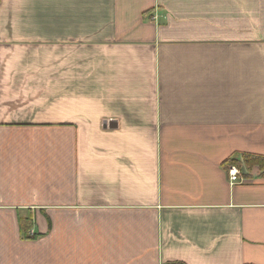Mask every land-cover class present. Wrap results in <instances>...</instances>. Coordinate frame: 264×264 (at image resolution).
I'll list each match as a JSON object with an SVG mask.
<instances>
[{
	"label": "crops",
	"instance_id": "0c3cea01",
	"mask_svg": "<svg viewBox=\"0 0 264 264\" xmlns=\"http://www.w3.org/2000/svg\"><path fill=\"white\" fill-rule=\"evenodd\" d=\"M264 0H0V264H264Z\"/></svg>",
	"mask_w": 264,
	"mask_h": 264
},
{
	"label": "trees",
	"instance_id": "16d2710c",
	"mask_svg": "<svg viewBox=\"0 0 264 264\" xmlns=\"http://www.w3.org/2000/svg\"><path fill=\"white\" fill-rule=\"evenodd\" d=\"M224 165L226 167L236 166L239 168L242 166L245 168H251L256 165L264 173V155L243 152L241 158H236L234 154H232L224 161Z\"/></svg>",
	"mask_w": 264,
	"mask_h": 264
},
{
	"label": "built area",
	"instance_id": "2783aa9c",
	"mask_svg": "<svg viewBox=\"0 0 264 264\" xmlns=\"http://www.w3.org/2000/svg\"><path fill=\"white\" fill-rule=\"evenodd\" d=\"M228 174H229V179L231 180V182H234L235 180L238 179L239 171L235 169L234 166H231L228 169Z\"/></svg>",
	"mask_w": 264,
	"mask_h": 264
}]
</instances>
